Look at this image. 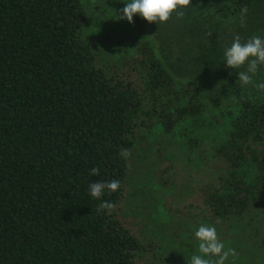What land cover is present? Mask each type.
I'll return each instance as SVG.
<instances>
[{"label":"trees","instance_id":"16d2710c","mask_svg":"<svg viewBox=\"0 0 264 264\" xmlns=\"http://www.w3.org/2000/svg\"><path fill=\"white\" fill-rule=\"evenodd\" d=\"M94 3L0 0V264H169L120 209L146 157L198 184L162 175L166 213L214 226L224 264H264V92L222 61L235 35L264 36V0H190L157 23ZM211 102L231 105L211 118ZM113 179L100 209L88 185Z\"/></svg>","mask_w":264,"mask_h":264},{"label":"rangeland","instance_id":"374dc122","mask_svg":"<svg viewBox=\"0 0 264 264\" xmlns=\"http://www.w3.org/2000/svg\"><path fill=\"white\" fill-rule=\"evenodd\" d=\"M94 2H97L96 4L98 5L96 8L97 10L95 9L94 13H97L98 15L99 12L103 11V9L100 7V5L103 4V0H94ZM95 3L93 4V8L95 7ZM99 15L102 17V20H109L107 12L101 13ZM110 21L111 22L108 21L105 23H107V26L112 29V25L113 23L115 25L116 21H113V19H110ZM209 105L212 118L216 114L224 113L227 110V105L231 104L227 102H211ZM158 138L159 136L154 137V139ZM142 146L143 147L141 148L140 152H146L145 150H147V148L143 144ZM160 146V151L162 154H164L162 149L163 142L160 143ZM161 153L160 157H162ZM140 155L141 154H139V158ZM151 155L152 157L150 160L155 158L153 154ZM161 160L162 159H160V161L158 160L157 165L154 164L151 166L146 157L143 159V161L137 164V167L134 168L133 176L129 181L127 196L122 202L120 209L121 211L122 209L124 211L125 222L133 227L135 232L148 239L154 238L153 235H155V238L160 242V253L162 256L164 255L165 257L169 258L168 260L171 259L169 264H189L191 255L197 253L198 241L194 237V231L200 224L197 226L192 225V227L188 226L187 228V224L185 222H191L192 220L189 221L188 219L183 220L172 217L169 213L165 212L161 205H158L159 196H164V200L168 201L174 194L164 193V191L161 189L162 184H160V177L163 175L165 176V179L170 181L177 179L172 183L175 184L174 191L180 193L191 192L194 190L195 185L198 184L190 180L188 177H185V174H181L178 169H176L177 173L175 170L173 173L165 170L167 173L175 175V177H171L169 174L165 173L163 169L165 164H163L164 162H161ZM180 175L186 179L179 177ZM153 215L155 219L152 218ZM186 236H189L190 238H187L185 242ZM217 236L219 240H222L218 234ZM180 242L183 244H190L192 245V248H190L189 245L183 247ZM185 250L191 251L186 252Z\"/></svg>","mask_w":264,"mask_h":264},{"label":"clouds","instance_id":"9594fccd","mask_svg":"<svg viewBox=\"0 0 264 264\" xmlns=\"http://www.w3.org/2000/svg\"><path fill=\"white\" fill-rule=\"evenodd\" d=\"M124 7L120 10L118 19H126L129 23L133 16L138 15L147 22H165L173 12L178 17L184 15L182 10L189 5L190 0H122ZM222 61L232 69L245 67L246 70L237 72L241 85H253L258 91L264 92V81L254 82L253 76L264 66V36L252 35L242 40L235 35L231 42L224 46ZM92 175L98 174V169H91ZM120 187V181L106 180L96 181L88 185L91 198L101 200L107 190L115 192ZM112 204L108 200H101L100 209H110ZM194 237L198 241L197 253L190 257L189 264H224L230 254L225 251V245L218 239L217 230L214 226L200 224L194 231ZM215 258V259H214Z\"/></svg>","mask_w":264,"mask_h":264}]
</instances>
